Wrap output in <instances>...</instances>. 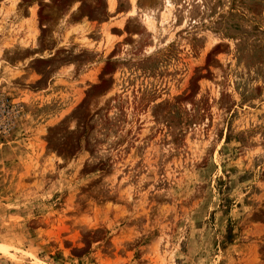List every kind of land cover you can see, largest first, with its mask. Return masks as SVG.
<instances>
[{
  "label": "rangeland",
  "instance_id": "obj_1",
  "mask_svg": "<svg viewBox=\"0 0 264 264\" xmlns=\"http://www.w3.org/2000/svg\"><path fill=\"white\" fill-rule=\"evenodd\" d=\"M164 1L142 0L152 28L127 12L132 41L93 85L54 93L11 68L38 32L10 38L0 6V264H264V0H170L162 21ZM18 2L47 48L53 25L110 11ZM68 35L34 71L90 60Z\"/></svg>",
  "mask_w": 264,
  "mask_h": 264
},
{
  "label": "crops",
  "instance_id": "obj_2",
  "mask_svg": "<svg viewBox=\"0 0 264 264\" xmlns=\"http://www.w3.org/2000/svg\"><path fill=\"white\" fill-rule=\"evenodd\" d=\"M136 2L135 6L137 11L148 9L143 4L142 0H136ZM1 5L4 11L8 13L5 21L6 27H11L13 31L11 34L12 36H9L10 38L26 41V35L29 33L31 34L33 29L38 32L36 36V45H29L23 48L19 54L14 53L11 55L6 53L5 57L10 61L11 68L22 71L25 85L34 84L36 81L39 82L38 80H40V78L46 77L44 81L45 86L43 90L41 89L42 91L48 90L54 93L59 87L57 85L60 84L61 81L67 83V79H69L72 84H76L78 89H81V87H90L94 84V81L87 79V76L91 75L94 78L101 76V65L104 61H107L111 57L113 59L117 58L119 56V50L117 48L121 47L122 43L125 45V43H131L132 41L130 38L133 34L129 32L126 26L128 24V18H131L126 15L131 9L128 2H126L124 10L119 12H117L116 8L113 11H109L106 5V15L101 18H82L77 22L64 23V26H61L60 23H58L59 26L57 24L53 25L52 30H50L51 35L49 36L51 45L48 48L42 44L41 40V35L44 32L43 30L46 29V26H42L36 21L37 18L33 7L27 5L22 6L18 0H3V2H0V6ZM70 19L71 15L68 17V20ZM66 32L69 33L68 39L73 40L74 38L79 39L82 37L88 42L87 44H91L90 47L82 45L86 53H92L90 60H88L86 64H81V66L74 64L71 68L61 67L60 65L53 66L48 70L45 76L42 72L34 71L32 64L35 62H45L49 61L51 58L54 60L55 52L58 50V42H56L54 35L63 37ZM105 34L116 38L112 44L114 45V49H117V53L113 50L110 54H104L103 45L106 42ZM98 45H100L99 51L96 49ZM17 55H20V57ZM17 63L20 67L16 66ZM31 73L36 76V79H30ZM114 73L115 72H112L110 77H112ZM81 84H83V86H81Z\"/></svg>",
  "mask_w": 264,
  "mask_h": 264
},
{
  "label": "bare ground",
  "instance_id": "obj_3",
  "mask_svg": "<svg viewBox=\"0 0 264 264\" xmlns=\"http://www.w3.org/2000/svg\"><path fill=\"white\" fill-rule=\"evenodd\" d=\"M129 3H130V6H131V10H130V13L131 15H136L138 14L137 11H136V6H135V3L136 0H129ZM173 3L170 1V0H165L164 1V6H163V10L161 11L160 13V17H161V20L164 21L168 16L169 14L171 13V10H172V5ZM109 9L110 11H113L114 10V1L112 0H109ZM143 15H141L140 17V20L142 21L143 24H145L146 28L151 27V25L153 24L154 20H153V14H152V11L151 10H145V11H142Z\"/></svg>",
  "mask_w": 264,
  "mask_h": 264
}]
</instances>
